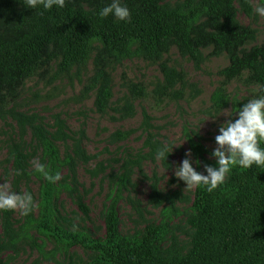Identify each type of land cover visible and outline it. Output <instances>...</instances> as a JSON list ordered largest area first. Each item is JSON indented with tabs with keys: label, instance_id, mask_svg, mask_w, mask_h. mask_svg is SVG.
Returning <instances> with one entry per match:
<instances>
[{
	"label": "trees",
	"instance_id": "obj_1",
	"mask_svg": "<svg viewBox=\"0 0 264 264\" xmlns=\"http://www.w3.org/2000/svg\"><path fill=\"white\" fill-rule=\"evenodd\" d=\"M112 0H66L64 8L51 10L27 8L24 0H0V115H9L19 127L30 132L35 147L41 150V163L51 174L60 168L65 175L56 183H49L36 171L28 170V154L22 144L12 143L7 149L10 162L11 188L24 186L31 194L28 182L35 176L39 182L37 216L32 212L15 224L13 211L0 212V256L14 251L24 240L28 230H34L56 242L78 244L94 253L97 264H264V168L234 167L225 181L209 193L204 187L193 190L190 214L186 223L191 230L187 247L174 236L165 248L159 245L166 234L165 225H146L137 240L121 238L117 231L116 200L119 189L128 184L132 168H139L143 160H157L156 150L163 146L151 132L149 116L140 109L141 130L144 133V152L132 159L126 157L117 176L113 196L102 212L104 232L100 239L82 233L63 232L56 225V197L64 192L86 215V207L77 190L75 167L87 157L73 141L66 147L68 136L64 125L54 119V132L46 131L34 115H23L12 107L24 82L33 77L57 78L68 76L71 69L77 77L90 59L91 72L84 80L80 97L93 93V109L103 115L111 110L119 120L133 114L132 102L145 99L147 93L141 83L121 76V86L127 97L120 106L110 105L111 73L125 59L139 58L156 64L161 75L151 95L158 99L177 100L182 97L185 74L176 70L164 57L174 48L180 58L188 59L198 68L208 55H224L227 64L217 71L219 80L211 94L209 109L217 113L229 100L226 86L240 81L246 86L264 85V40L246 48L254 41L255 31L242 26L237 14L250 17L249 0H181L170 4L164 0H121L130 11V21H119L113 15L101 19L99 12ZM54 66L53 72L50 69ZM49 74V75H48ZM177 87V88H175ZM128 132L115 131L110 140L119 141ZM61 142L63 154L59 158L54 142ZM193 156L202 162V149L187 137ZM261 147L264 148V142ZM166 160H158L169 167ZM19 172L20 175H16ZM32 195V194H31ZM155 203L160 197L152 191ZM1 264V262H0Z\"/></svg>",
	"mask_w": 264,
	"mask_h": 264
},
{
	"label": "rangeland",
	"instance_id": "obj_2",
	"mask_svg": "<svg viewBox=\"0 0 264 264\" xmlns=\"http://www.w3.org/2000/svg\"><path fill=\"white\" fill-rule=\"evenodd\" d=\"M179 1L181 0H164L170 4ZM249 3L252 9L250 17L237 14L239 24L255 31L254 41L246 48L264 40V18L255 12L257 6L264 5V0H249ZM209 51L210 49L201 50L204 60L197 69L188 59L180 58L174 48H170L164 56L176 70L185 74L183 94L177 100H157L151 95V91L161 82L156 64L133 57L115 66L111 73V106H120L127 97L125 89L121 86L122 75L134 83H141L147 93L145 99L132 102L133 114L121 120L117 119L118 115L111 110H107L103 115L96 113L92 105L93 93L80 97L84 80L91 72L90 59L77 77L74 75V69H71L68 76H33L24 82L18 98L8 107L13 106L15 111L23 115H34L49 132H54L53 122L57 117L63 122V132L68 136L66 147L70 148L73 141L78 140L88 158L84 163L77 162L75 167L77 190L87 209L86 215L77 209L72 199L60 192L55 204L56 225L61 231L82 233L96 239L103 237L102 212L108 198L113 196L114 182L121 173V164L126 157L132 159L144 152V133L140 126V109L143 108L149 116L151 132L163 145L176 147L169 154L168 168L162 167L158 160H143L139 168H132L128 184L118 191L117 231L121 238L134 241L141 237L146 225L163 224L166 234L159 245L160 248H165L170 236H174L183 247L188 246L191 230L186 218L190 214L194 189L185 190L186 184L175 176L176 169L185 159V153L192 152L187 137L201 147L204 161L194 157L192 153L193 167L206 175L205 164L218 167L212 153L217 146L215 137L219 134V127L227 122V116H233V121L238 118L234 116L236 111L253 97L256 89L255 86H246L240 81H231L226 86L230 101L220 111L212 113L209 105L211 94L219 80L217 71L227 64V59L224 55L211 57L208 55ZM53 70L54 66L49 74ZM115 131L129 134L123 140L112 142L110 135ZM12 143L23 145L29 156V171H35L33 162L38 160L41 163L42 159L41 150L32 142L29 129L24 127L20 133L18 125L9 115H0V184L7 180L10 186L12 176L7 149ZM54 145L58 157L61 158L62 143L57 141ZM197 160L200 161L199 167ZM58 172L61 176L65 175L64 168H60ZM28 187L35 204L32 212L35 218L39 189L35 176L30 177ZM11 190L17 194L24 193V186L20 184L16 190ZM153 190L160 197L159 203H155L152 198ZM12 217L17 225L23 221L19 212L13 211ZM26 236L14 251L1 254V264H97L94 261V253L78 244L66 245L64 242H56L53 238L32 229L28 230Z\"/></svg>",
	"mask_w": 264,
	"mask_h": 264
},
{
	"label": "clouds",
	"instance_id": "obj_3",
	"mask_svg": "<svg viewBox=\"0 0 264 264\" xmlns=\"http://www.w3.org/2000/svg\"><path fill=\"white\" fill-rule=\"evenodd\" d=\"M27 8L37 9L42 6L44 10H51L53 6L64 8L66 0H24ZM255 12L264 18V5L257 6ZM113 15L119 21H130V11L121 4V0H112L111 4L105 6L100 12L101 19ZM224 112H229L224 110ZM223 115V114H222ZM227 116V115H225ZM234 116L219 127V134L215 137L216 148L212 156L215 158L218 167L204 165L206 175L196 171L193 167L192 152L185 153L181 165L176 169L175 176L186 184L185 190L204 187L211 193L223 185L228 174L234 167L251 169L253 165L264 168V85L258 84L254 90L253 97ZM174 145L167 144L156 150L157 160H166L172 153ZM200 166V161H196ZM35 171L40 173L49 183H56L61 179L57 172L51 174L45 164L38 160L33 162ZM16 175H20L19 172ZM35 208L33 196L27 192L19 193L12 191L7 180L0 184V212L14 211L22 216H28Z\"/></svg>",
	"mask_w": 264,
	"mask_h": 264
}]
</instances>
